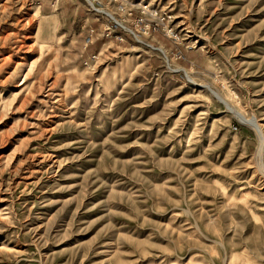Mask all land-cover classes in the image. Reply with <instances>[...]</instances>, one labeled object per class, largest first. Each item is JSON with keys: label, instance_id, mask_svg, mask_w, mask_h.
Wrapping results in <instances>:
<instances>
[{"label": "rangeland", "instance_id": "obj_1", "mask_svg": "<svg viewBox=\"0 0 264 264\" xmlns=\"http://www.w3.org/2000/svg\"><path fill=\"white\" fill-rule=\"evenodd\" d=\"M261 166L264 0H0V264H264Z\"/></svg>", "mask_w": 264, "mask_h": 264}, {"label": "bare ground", "instance_id": "obj_2", "mask_svg": "<svg viewBox=\"0 0 264 264\" xmlns=\"http://www.w3.org/2000/svg\"><path fill=\"white\" fill-rule=\"evenodd\" d=\"M111 17H112V15H110ZM114 19V18H113ZM116 21V20H115ZM118 23V22H117ZM138 40V39H137ZM148 47H150L152 50H154V51H159V52H161L164 56H165V58L167 57L166 56V54H165V51L164 50H162V49H157V48H154V47H152V46H148ZM217 94V93H216ZM260 128V127H259ZM262 168H263V171H264V166H261Z\"/></svg>", "mask_w": 264, "mask_h": 264}, {"label": "crops", "instance_id": "obj_3", "mask_svg": "<svg viewBox=\"0 0 264 264\" xmlns=\"http://www.w3.org/2000/svg\"><path fill=\"white\" fill-rule=\"evenodd\" d=\"M90 32L93 33L94 31L93 30H90ZM87 39H88L87 40L88 41V45L87 46H89V45H91L93 43L94 40H92V35H90V34L87 37Z\"/></svg>", "mask_w": 264, "mask_h": 264}]
</instances>
